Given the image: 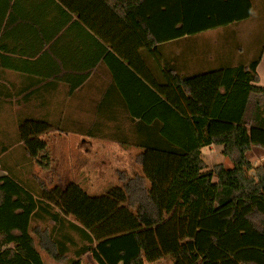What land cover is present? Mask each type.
Wrapping results in <instances>:
<instances>
[{
    "label": "trees",
    "instance_id": "trees-1",
    "mask_svg": "<svg viewBox=\"0 0 264 264\" xmlns=\"http://www.w3.org/2000/svg\"><path fill=\"white\" fill-rule=\"evenodd\" d=\"M105 2L122 21L129 13L151 45L225 27L252 12L251 0ZM263 51L264 33L247 63L174 75L184 104L177 131L145 146L135 157L142 173L120 174L123 185L102 195L75 182L40 181L35 195L0 175V264H43L41 251L62 264H82L86 253L96 264H264V163L253 166L247 156L253 148L264 152V86L256 71ZM52 130L36 120L18 126L27 157L43 170L51 159L40 136ZM212 144L222 146L230 166L207 168L200 150ZM45 221L51 229L39 224ZM70 233L84 243L74 259L67 255Z\"/></svg>",
    "mask_w": 264,
    "mask_h": 264
},
{
    "label": "crops",
    "instance_id": "crops-1",
    "mask_svg": "<svg viewBox=\"0 0 264 264\" xmlns=\"http://www.w3.org/2000/svg\"><path fill=\"white\" fill-rule=\"evenodd\" d=\"M112 8L105 0L0 5V155L25 153L18 126L36 120L52 126L40 136L47 144L111 156V165L126 171L145 146L177 131L184 104L174 75L247 63L264 33L249 17L151 45L129 13L124 23ZM256 71L264 86V51ZM205 149L210 158L225 157L212 144L201 148L204 160Z\"/></svg>",
    "mask_w": 264,
    "mask_h": 264
},
{
    "label": "rangeland",
    "instance_id": "rangeland-1",
    "mask_svg": "<svg viewBox=\"0 0 264 264\" xmlns=\"http://www.w3.org/2000/svg\"><path fill=\"white\" fill-rule=\"evenodd\" d=\"M251 2L252 12L249 20L252 21V23H255V30H260L261 32V30H264V3L263 0H251ZM73 147L75 146L73 145ZM47 148L51 159L48 170L41 169L36 162L27 157L26 152H20V150H16L15 148L16 156L14 155L11 160L9 156L0 155V175L8 174L13 176L24 186L32 190L35 195L37 194V187L40 181V183H43L46 187H52L54 185L64 187L69 182H75L89 195L99 196L115 186L123 185V180L119 178L120 174L124 173L127 177H131L135 174L142 173L141 166L134 163L126 164V171H119V169H116V167L111 165V156L85 155L81 154L79 150L70 149H65L67 151L65 152V150L55 147L51 142L50 144H47ZM206 151L207 150L205 149L204 153L206 159L203 160L209 162V166H213L214 163L218 162H221L226 166L231 165V161L228 157H215L214 154H212V157L210 158V153H207ZM13 152L15 153L14 150H12V153ZM214 153L216 154V152ZM247 156L253 166L264 163L263 160H261V156H264V152L260 149L253 148L247 153ZM14 159L16 162L15 165H13L14 162H12ZM208 165L207 168L209 167ZM5 168L6 171H3ZM39 224L42 227L46 226L49 229H51L53 225L48 221H45L44 223L40 222ZM70 236L73 240V246H67V255L69 258L74 259V249L84 243L76 233H70ZM41 254L45 264H62L56 262L43 251H41ZM81 259L82 264H96L91 258L90 253L85 257L82 256Z\"/></svg>",
    "mask_w": 264,
    "mask_h": 264
}]
</instances>
